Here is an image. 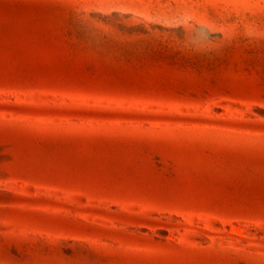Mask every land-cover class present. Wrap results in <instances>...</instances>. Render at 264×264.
<instances>
[{
	"label": "rangeland",
	"instance_id": "obj_1",
	"mask_svg": "<svg viewBox=\"0 0 264 264\" xmlns=\"http://www.w3.org/2000/svg\"><path fill=\"white\" fill-rule=\"evenodd\" d=\"M0 264H264V0H0Z\"/></svg>",
	"mask_w": 264,
	"mask_h": 264
}]
</instances>
